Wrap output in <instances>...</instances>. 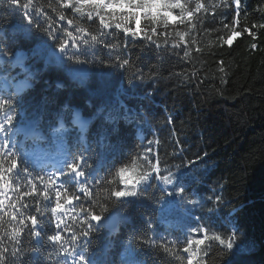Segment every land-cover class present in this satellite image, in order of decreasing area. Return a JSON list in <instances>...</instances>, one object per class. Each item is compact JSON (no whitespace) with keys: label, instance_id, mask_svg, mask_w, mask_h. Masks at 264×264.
Returning <instances> with one entry per match:
<instances>
[{"label":"trees","instance_id":"16d2710c","mask_svg":"<svg viewBox=\"0 0 264 264\" xmlns=\"http://www.w3.org/2000/svg\"><path fill=\"white\" fill-rule=\"evenodd\" d=\"M57 2L58 0H32L28 11L31 12L34 8L45 9L52 17L53 27L59 30L66 26V20L59 21L58 12L52 10ZM27 3L28 0H18L17 6H11L8 0H0V46H5L6 50L14 48L15 30L6 31L4 24L9 20L19 21L24 11L23 5ZM203 3L206 11L197 14L202 19L198 21L197 17H193L197 28L171 26L168 29V42L164 43L162 38L158 41V48L142 37H126L118 29L103 30L108 33L107 36H102L95 25L90 29L91 35H96L105 42L117 45L123 43V58L130 60V66L126 67H117L119 62L114 57L111 67L108 63L103 66L85 64L88 89H98L114 110L119 109L121 104L129 109L127 120L119 122V134H112L113 125L106 123L101 117L91 125L86 141L80 143L71 138L64 143L53 142L51 138L45 141L26 140L23 132L14 137L18 144L24 146L26 155L23 156V161L32 173V177L28 179H32L37 186V193L23 198L27 207L21 208L25 216H37L40 224L37 231L41 233V237L22 234L23 239L18 247L25 250L39 249V252H32L24 258L25 264H72L71 256L66 262L60 260L57 256L58 246L53 249L52 244L46 240V235L54 234L57 223L50 211L54 206V191L50 193V202L45 200L42 195L44 186L35 179L36 176L47 179L64 165L67 154L71 152L90 157L88 162L93 164L94 174L108 181L112 179L115 167H119L121 163H130L136 159L142 165L144 161L139 156L144 155L145 148L148 147L152 150L150 158L158 156L160 159L162 174H165V167H170L175 172V166L183 163L187 168L188 160L203 157L192 168L193 174H197L199 169L203 178L186 185L191 192L189 199L207 200L211 197L214 200L216 195H220L222 203L211 215L192 205H187L186 209L177 205L160 214L147 200L131 207L127 204L112 207L114 201L103 199L108 185L102 183L100 187H96L95 182L90 180L93 194L101 203L109 205L110 212H116L119 225L116 228L118 231H109L105 227L91 237L88 255L97 264H128L133 258L138 259L141 264H179L163 247H137L129 245V239L134 232L138 233L144 227V221L148 217H153L155 226L147 231V237L155 239L157 244L175 239V247L182 249L187 238H195V234L189 237L187 232L190 225H196L195 217H199L202 222L212 226L208 232L210 237L214 234L224 235L238 228L237 236L243 240L241 248L244 249L235 258L217 257L216 251L207 247L209 241L206 240L201 245L204 251L200 253L205 257L204 264H225L226 260H234L236 264H264V28H252L256 33L254 37L243 32L246 26L264 23V15L261 14L264 0H242L240 23L236 27L243 35L236 38L232 45L222 43L220 38L226 39L230 34L223 25L232 24L236 15L234 5L216 7L222 4V0H203ZM50 4L52 7H49ZM194 4L195 0H192L193 7ZM17 7L19 11L16 10ZM65 15L67 18H74L71 10H66ZM41 20L43 21V17ZM79 22L82 26H88L83 20ZM44 26L47 27L48 22H44ZM68 30L73 31L70 26ZM176 30L188 33L186 40L190 45V57L187 60L183 58L186 47L183 42L175 51L172 49ZM163 32L161 28L162 37ZM63 38L71 43V37L65 35ZM193 39L195 44L191 43ZM48 40L49 43L52 42L50 38ZM252 43L257 44L256 49L251 48ZM81 47L86 46L81 44ZM101 48L103 45L89 49L88 55L81 59L93 60L92 51H96L98 56L107 60V50L101 52ZM18 51L23 55L18 56ZM114 51L119 52L120 49ZM15 52L16 56L12 58L0 54V83L4 79L9 84L8 88H0V99L22 101L16 111L20 113L25 125L36 126L42 106L53 97L58 98L60 103L50 108L39 122L41 134L47 133V125L52 122L53 113L65 101L73 107L83 109L85 117L92 115L95 107L89 108L86 105L89 99L88 89L78 87V81H72L70 75L38 72L42 62L25 59L29 55L26 48L17 47ZM21 64L27 71L22 70ZM221 67L223 72L220 71ZM141 71L146 77L144 80L132 79L133 72ZM28 72L35 78L26 79ZM221 77L224 83H221ZM58 79L67 86L58 89ZM93 103L96 104L97 101L94 100ZM6 111L0 110V117L5 116ZM7 114L15 115L14 112ZM65 119H70V113H65ZM101 135L105 139L101 140ZM34 152L61 155L62 162L58 166L46 162L38 164L31 158ZM204 153H207L206 157ZM23 166L25 165L18 163V167ZM62 179H56L55 182L60 184ZM16 183L20 184L21 190H30L24 176L19 177ZM153 183L163 187L159 180ZM15 187L13 184L12 188ZM65 187L70 193L81 195V201H73L62 210L66 212L63 215L65 224L79 235L80 221L83 218L79 215V207L81 203L88 207V203L80 193L78 184H67ZM148 191L160 195L153 189ZM7 195L15 198L17 191H7ZM212 206L207 203L205 209ZM17 208H20V203H17ZM96 211L99 212V209ZM0 215L5 216L3 228L10 229L12 225L8 223L9 217L3 209H0ZM63 228L64 225H61L62 236L68 241L72 233ZM200 231H203V225ZM3 241L10 254L12 241L7 236L3 237ZM215 246L220 247L218 244ZM65 247H68L67 243Z\"/></svg>","mask_w":264,"mask_h":264},{"label":"snow or ice","instance_id":"6c2138e0","mask_svg":"<svg viewBox=\"0 0 264 264\" xmlns=\"http://www.w3.org/2000/svg\"><path fill=\"white\" fill-rule=\"evenodd\" d=\"M9 5L17 6L18 0H8ZM32 5V0H28L27 4L23 5L24 11L21 13L19 21L9 20L4 24V29H14L13 50H6L5 46H0V54L9 58L16 56L15 48L22 47L28 50L29 55L25 59L38 60L42 62V66L38 72H52L58 75H70L72 81H78L77 86L88 89L87 74L81 67L85 64H95L103 66L108 63L111 67L113 57L117 67L130 66V60L123 58L124 45L105 42L103 39H98L96 35H91L90 29L96 26V30L101 32L102 36H107L108 33L103 30L109 29L112 31L121 30L126 37H142L150 45L160 47L158 41L163 38L164 43H167L169 36L168 29L173 25H184L186 28L196 29L197 24L193 23V17H197L199 21L202 19L197 14L206 11L203 0H195L194 7L192 0H58L57 5L52 7L54 12H58L59 21L66 20V26L61 29H55L52 23V17L48 15L43 8H34L33 11H28ZM234 5L236 13L232 24H224V29H228L230 34L226 39L220 38L221 42L227 45H232L233 41L241 37L243 33L237 30V25L240 23V10L242 0H222L221 5L216 7H231ZM19 11V8H16ZM66 10H71L74 18H67ZM261 14L264 15V6H261ZM43 17V21L41 20ZM247 18V17H245ZM80 20H83L88 26H82ZM44 22H48V26H44ZM147 25V27L145 26ZM69 26L73 31H69ZM264 28V23L253 24L252 27H245L243 32L251 34L253 37L256 33L252 28ZM163 28V37L161 35ZM75 33V35H74ZM71 37V43L64 39L63 36ZM80 39H77V37ZM188 33L181 30L175 31V37L172 44V49L175 51L181 46V42L186 46L183 50V58L185 60L190 57V45L186 40ZM48 38L51 39L49 43ZM132 41H129L131 43ZM192 44L196 41L193 39ZM81 44L86 47H81ZM97 45H103L99 51L107 50V60L97 55L96 51H92L93 60L81 59L82 56H87L89 49ZM59 48L60 54L57 55L55 49ZM120 51L116 52L115 49ZM252 49L257 48L256 43L251 44ZM70 49H74L70 51ZM199 51V50H198ZM178 55V53H176ZM14 67V66H11ZM22 70L23 64L20 65ZM223 72V67L220 68ZM155 75V73H152ZM195 75V73H193ZM34 75L28 72L26 79H34ZM146 77L143 72H133L132 79L144 80ZM221 77V83H224ZM31 86V85H29ZM58 89L65 88L67 85L57 80ZM89 99L86 105L89 108L95 107V111L91 116L85 117L83 109L71 106L67 101L60 104L57 111L53 113V120L47 125V133L41 134L39 131V122L43 120L44 114L50 108L59 104V99L53 97L45 101L41 108V114L37 118L36 126L31 130H27L24 120L20 113L16 111L22 101L19 99L9 98L0 99V110H7L5 116L0 117V209H3L5 215L9 217L8 223L12 225L10 229L3 228L5 216L0 215V264H25L24 258L32 252H39L38 248L25 250L23 247H18L23 239L22 234L27 233L29 236L41 237L40 228L36 215H27L21 211V208H26L23 203L24 197L33 196L37 193V186L32 182V173L23 161V156L26 153L23 151V145L18 144L14 137L21 132L24 133L26 140L45 141L51 138L53 142H69L70 138L75 139L77 143L86 141L90 132L91 125L95 120L103 117V120L113 125L112 134H119V122L127 120L129 109L126 105L121 104L119 109H112L102 93L98 89H88ZM97 101L96 104L93 101ZM7 112H14L15 115H8ZM65 113H70V119H65ZM15 121V122H14ZM101 140L105 136L101 135ZM159 141H157V144ZM179 143V141H177ZM151 144V142H149ZM151 147L145 148V153L139 156L144 161L141 165L136 159L130 163H121L119 167H115L112 179L104 181L103 178L94 174V166L88 161L90 157L81 154H72L69 152L64 160V165L55 170L50 176L45 179L43 176H36L44 186L42 193L45 200L50 202V193L54 191V206L51 207V216L57 221L54 234L46 235L47 242L52 244L53 249L57 246L59 251L57 256L62 261H67L68 257H72V264H97L87 252L90 238L93 237L100 229L107 227L105 221L110 218L109 205L101 203L93 194V187L90 186V180L95 182L96 187H100L102 183H106L105 201H114L112 207H117L119 204H127L129 207L137 204L142 200L150 201L157 213L163 214L165 211H170L175 206H180L186 209L187 205H192L193 208H198L200 211H207L209 215L214 213L218 206L222 203V197L216 195L214 200L209 197L207 200L189 199L191 195L189 182L195 183L197 179L203 178V173L197 169V174L192 173V168L195 167L203 157L197 156L194 160H188V166L183 163L177 165L176 171H172L170 167L161 169V161L157 157H151ZM204 157L207 153L203 154ZM155 160V163H153ZM18 163L24 164L23 167H18ZM167 163L166 161L164 162ZM7 165V166H5ZM21 176L26 178V184L30 185L29 191L21 190L20 184L16 183ZM61 180L60 184L55 182L56 179ZM159 180L163 187H158L153 181ZM15 184V189L12 185ZM67 184H78L79 191L83 195L84 200L88 203V207H84L83 203L79 207V215L83 218L80 221L79 235L69 228L63 219L66 212L65 205L72 204L73 201H81V195L70 193ZM51 185V188H49ZM148 189L158 191L160 195H155L154 192H149ZM15 190L17 195L15 198H9L7 191ZM17 203H20V208H17ZM211 203L213 206L205 209V204ZM99 209V212L96 209ZM37 211L39 209L37 208ZM75 219V217H73ZM196 225L189 226L187 235L189 237L195 234V238H187L182 249L176 248L177 240H171L166 243L157 244L153 238L147 237L146 233L152 230L155 226V219L148 217L144 221V227L137 232H134L129 239V245L137 247L147 245L148 247L159 248L163 247L164 251L175 257L179 264H204L205 257L200 253L204 251L201 245L205 241H209L208 248H212L217 253V257H237L243 253L241 244L243 240L238 239V228L224 235L214 234L211 237L208 232L212 226L204 223L199 217H195ZM95 222V223H94ZM61 225H64L63 230L71 232V237L65 241L62 236ZM203 225V231H200ZM118 231V229H116ZM7 236L12 241V249L9 254V249L5 246L3 237ZM83 241V243H80ZM65 243L68 247H65ZM218 244L220 247H216ZM186 254L185 255H182ZM62 254V255H61ZM207 253H205V256ZM128 264H141V262L133 258L128 261ZM225 264H236V261L226 260Z\"/></svg>","mask_w":264,"mask_h":264},{"label":"rangeland","instance_id":"374dc122","mask_svg":"<svg viewBox=\"0 0 264 264\" xmlns=\"http://www.w3.org/2000/svg\"><path fill=\"white\" fill-rule=\"evenodd\" d=\"M17 55L18 56H22L23 54H22V52L21 51H18L17 52ZM1 85V87H8V83L5 81H3L2 83H0ZM26 128H27V130H31V126H28V125H26ZM53 156H55V155H52V156H50V157H52V160H50V161H52V162H54V163H56V162H61L60 161V156H57V159L56 158H54ZM41 157H46V158H49L48 156H45L44 154H41V153H38V152H34L33 154H32V156H31V158L33 159V160H36L37 161V163H39V162H42L41 161ZM54 160V161H53ZM58 164V163H57Z\"/></svg>","mask_w":264,"mask_h":264},{"label":"water","instance_id":"95a60500","mask_svg":"<svg viewBox=\"0 0 264 264\" xmlns=\"http://www.w3.org/2000/svg\"><path fill=\"white\" fill-rule=\"evenodd\" d=\"M57 52L60 54L59 48L57 49ZM81 67L84 69V72L86 74H88V71H87L86 66L85 65H82ZM105 223L107 224V227L106 228L108 230H110V231L111 230H115L118 227V225H119V218L116 215L115 211H111L110 212V218L107 221H105Z\"/></svg>","mask_w":264,"mask_h":264}]
</instances>
